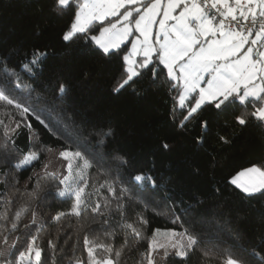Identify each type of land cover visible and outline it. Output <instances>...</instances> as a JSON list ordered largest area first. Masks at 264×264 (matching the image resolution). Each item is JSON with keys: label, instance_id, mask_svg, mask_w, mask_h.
Returning <instances> with one entry per match:
<instances>
[{"label": "snow or ice", "instance_id": "obj_1", "mask_svg": "<svg viewBox=\"0 0 264 264\" xmlns=\"http://www.w3.org/2000/svg\"><path fill=\"white\" fill-rule=\"evenodd\" d=\"M30 3L56 18H69L61 32L65 45L81 41L86 52L102 56L116 68L118 76L111 89L114 94L131 89L139 96L154 88H167L173 101L170 118L177 128L183 130L190 120L199 117L203 134L196 138L197 144L204 143L210 125L204 113L209 111L217 116L230 112L231 123L240 128L254 125L264 129V0ZM21 51L14 54L21 56ZM48 56L46 49L33 48L23 51L17 65L10 57L0 56V264H31L33 256L40 264L42 249L37 241L45 225L38 221L50 212L46 208L49 200L70 205L49 218V226L58 233L64 230L68 218L75 220L77 236L70 249L72 255L67 257L69 264H191L193 257L197 264H209L212 255H220L223 264H264V233L258 247L246 248L241 233L234 231L233 250L221 253L208 249L200 234L183 223L179 232L161 234L155 229L151 236L146 235L149 219L145 213L149 210L156 215L171 211L174 223L181 220L174 208L167 209L166 205V210H158L150 203L152 194L170 178L136 168L125 155H108L111 127L92 132L77 130L91 153L79 144L75 148L71 144L53 147L41 142L31 118L62 139L52 128L51 118L62 111L58 102L69 90L65 81L57 79L50 104L37 111L31 102L33 94L37 102L48 99L44 90L30 82L39 78ZM64 127H68L67 122ZM21 130H27V150L17 144ZM217 139L221 145L232 142L227 135H218ZM161 148L168 151L171 145L163 142ZM53 157L64 162L63 171L53 170ZM92 169L104 178L102 182H92ZM24 172L31 174L24 178ZM229 177L224 178L225 186L238 190L244 204L254 207V202H264V161ZM214 191L220 193L221 189L215 187ZM193 207L181 208V212L188 216ZM260 220L264 224V213ZM96 223L100 229L91 230ZM79 232H83V251L76 255ZM71 239L69 236L65 243ZM145 240L142 251L139 246ZM48 245L55 253L52 239Z\"/></svg>", "mask_w": 264, "mask_h": 264}, {"label": "trees", "instance_id": "obj_2", "mask_svg": "<svg viewBox=\"0 0 264 264\" xmlns=\"http://www.w3.org/2000/svg\"><path fill=\"white\" fill-rule=\"evenodd\" d=\"M68 20L67 16L56 18L47 12L38 11L30 0H0V56L10 57L11 63L17 65L23 51L40 48L49 53L39 78L30 81L48 96L46 101L37 102L33 94L31 102L37 111L51 103V89L57 79L69 85L68 94L63 101L58 102L62 111L51 118L52 128L62 139L58 140L31 118L41 142L53 147L71 144L75 148L79 144L83 151L91 153V147L81 141L77 130L92 132L101 127H111L113 136L108 138V155H125L136 168L151 170L157 177L163 174L170 178L168 184L152 194L154 199L150 203L158 210H166V205L167 209L174 208L181 220L174 223L175 217L171 211L167 215H156L149 210L145 213L149 219L146 235L151 236L155 229L179 232L183 230V223L185 227L199 233L204 245L214 253L233 250L234 231L241 233L246 248L258 247L264 233V224L260 220L261 213H264V202H254V207L244 204L238 190H234L231 185L225 186L224 178L252 163L264 161V129L254 125L240 128L231 123L230 112L217 116L209 111L204 113L210 118L208 132L204 135V143L197 144L196 138L203 134L199 117L190 120L185 129L177 128L170 118L173 101L167 88H154L139 96L131 89L119 95L114 94L111 89L114 77L118 76L116 68L102 56L86 52L81 41L70 47L62 41L61 32L68 25ZM16 50H22L21 56L14 54ZM176 119H180L179 110ZM57 120L61 123H57ZM64 122H67V128ZM27 135V130H21L17 140L24 150H27ZM218 135H227L231 144L218 143ZM163 142L171 145L170 150L161 148ZM53 160V170L63 171L61 165L64 162L54 157ZM29 174L24 172V178ZM91 177L92 182H102L104 179L97 175L95 169L91 170ZM215 187H220V193L214 191ZM2 189L3 185H0ZM189 205L195 207L185 216L181 208ZM69 206V203L48 201L46 208L50 212L46 213L43 221H38V224L45 225L37 241L42 249L40 264H53L54 261L55 264H69L67 257L72 255L70 249L77 236L74 218H68L64 230L59 233L48 224L52 214L67 210ZM100 227L99 223L92 224L91 230ZM69 236L72 239L66 244L65 240ZM79 237L76 255L83 251V232H79ZM49 239L56 244L55 253L48 245ZM24 240L22 237L21 250ZM146 245L147 240L139 247L143 251ZM83 255L86 256V252ZM208 259L209 264H223L220 255H212ZM31 264H36L34 256ZM191 264H197L196 257H193Z\"/></svg>", "mask_w": 264, "mask_h": 264}, {"label": "rangeland", "instance_id": "obj_3", "mask_svg": "<svg viewBox=\"0 0 264 264\" xmlns=\"http://www.w3.org/2000/svg\"><path fill=\"white\" fill-rule=\"evenodd\" d=\"M129 48H130V45H129ZM163 233H165V232H161V234H163ZM34 260H35V257H34ZM36 261V260H35Z\"/></svg>", "mask_w": 264, "mask_h": 264}]
</instances>
